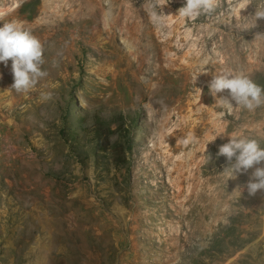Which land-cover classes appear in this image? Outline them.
<instances>
[{
    "label": "rangeland",
    "instance_id": "obj_1",
    "mask_svg": "<svg viewBox=\"0 0 264 264\" xmlns=\"http://www.w3.org/2000/svg\"><path fill=\"white\" fill-rule=\"evenodd\" d=\"M150 3L0 0V26L35 35L48 73L17 93L0 63V264H264V191L217 156L228 134L264 137V107L220 108L207 87L223 71L264 86V0L191 20L185 0H158L159 25ZM116 114L131 138L122 168L91 134Z\"/></svg>",
    "mask_w": 264,
    "mask_h": 264
},
{
    "label": "clouds",
    "instance_id": "obj_2",
    "mask_svg": "<svg viewBox=\"0 0 264 264\" xmlns=\"http://www.w3.org/2000/svg\"><path fill=\"white\" fill-rule=\"evenodd\" d=\"M249 4L250 0H244ZM158 0H151L150 20L159 25L163 18L155 11ZM219 6V0H185V4L178 9V16L186 19H196L201 15L215 12ZM254 18L256 21L264 20V3L255 7ZM256 36L264 37V33ZM11 60V72L13 84L11 89L17 93L30 92L37 83L48 75L42 70L44 60V48L41 41L30 31L16 22L3 23L0 26V63L6 67ZM195 78V83H196ZM209 94L215 99L216 105L223 109L231 110L237 107L248 112H255L264 107V86L255 83L250 76L243 71H223L213 74L208 81ZM196 89L201 93L203 90ZM227 91V95H219ZM44 99L49 94H42ZM264 130V123L258 125ZM218 136H224L220 134ZM228 141L218 147L217 156H223L226 160L224 173L229 178L235 179L239 175L248 174V180L243 186L249 195L254 196L257 192L264 191V137H253L239 132L226 135ZM191 137L177 141L187 145ZM212 142V141H211ZM249 170H251L249 174Z\"/></svg>",
    "mask_w": 264,
    "mask_h": 264
},
{
    "label": "trees",
    "instance_id": "obj_3",
    "mask_svg": "<svg viewBox=\"0 0 264 264\" xmlns=\"http://www.w3.org/2000/svg\"><path fill=\"white\" fill-rule=\"evenodd\" d=\"M124 122L125 119L122 114H116L111 119L95 117L91 128L95 148L100 152H111L113 165L119 168L127 165L128 157L126 154L131 153L130 131L124 127ZM112 124L117 125L114 130L112 129ZM115 134L117 135V139L113 142L111 137Z\"/></svg>",
    "mask_w": 264,
    "mask_h": 264
},
{
    "label": "bare ground",
    "instance_id": "obj_4",
    "mask_svg": "<svg viewBox=\"0 0 264 264\" xmlns=\"http://www.w3.org/2000/svg\"><path fill=\"white\" fill-rule=\"evenodd\" d=\"M20 10H21V9H20ZM18 12H19V11H18ZM1 13H3V16H4V15L7 16V15H9L10 11H8V10H7V12L1 11Z\"/></svg>",
    "mask_w": 264,
    "mask_h": 264
}]
</instances>
